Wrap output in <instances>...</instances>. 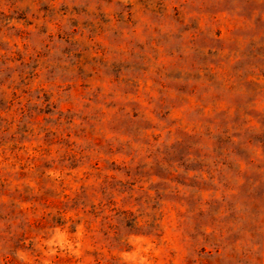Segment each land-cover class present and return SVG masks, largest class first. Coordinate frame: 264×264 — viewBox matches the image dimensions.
Masks as SVG:
<instances>
[{
  "label": "rangeland",
  "instance_id": "1",
  "mask_svg": "<svg viewBox=\"0 0 264 264\" xmlns=\"http://www.w3.org/2000/svg\"><path fill=\"white\" fill-rule=\"evenodd\" d=\"M0 264H264V0H0Z\"/></svg>",
  "mask_w": 264,
  "mask_h": 264
}]
</instances>
